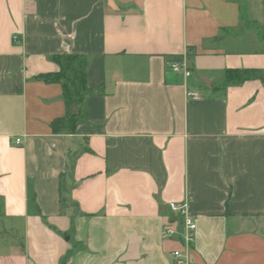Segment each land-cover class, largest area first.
Here are the masks:
<instances>
[{"label":"crops","instance_id":"1","mask_svg":"<svg viewBox=\"0 0 264 264\" xmlns=\"http://www.w3.org/2000/svg\"><path fill=\"white\" fill-rule=\"evenodd\" d=\"M262 35L264 0H0V264H170L171 202L192 264H264V79L224 78ZM61 53L97 89L72 133Z\"/></svg>","mask_w":264,"mask_h":264},{"label":"trees","instance_id":"2","mask_svg":"<svg viewBox=\"0 0 264 264\" xmlns=\"http://www.w3.org/2000/svg\"><path fill=\"white\" fill-rule=\"evenodd\" d=\"M261 37L264 41V35ZM176 57L178 56L169 58ZM49 58L58 65V70L37 75L36 78L45 83H58L61 86V99L65 106V114L54 118L50 127L53 132L72 133L80 122L86 120V96L97 90L86 83L88 59L76 53L53 54ZM224 78L226 83L239 84L249 79H264V74L262 70L255 68H227L224 71ZM175 219L181 223L179 215H176Z\"/></svg>","mask_w":264,"mask_h":264},{"label":"built area","instance_id":"3","mask_svg":"<svg viewBox=\"0 0 264 264\" xmlns=\"http://www.w3.org/2000/svg\"><path fill=\"white\" fill-rule=\"evenodd\" d=\"M166 66L168 69L181 72L183 76L190 75L188 61L185 56H178L176 58L167 59ZM187 95L191 98H197V93L194 91H187ZM20 138H15V143H19ZM170 209L178 214L181 218V224L183 228L181 230H175L166 228L164 234L166 236H175L179 238L181 245L178 248H174L170 251V264H192L190 260L191 244L194 239V230L196 228L195 220L186 212L185 203L177 204L171 202L169 204Z\"/></svg>","mask_w":264,"mask_h":264},{"label":"water","instance_id":"4","mask_svg":"<svg viewBox=\"0 0 264 264\" xmlns=\"http://www.w3.org/2000/svg\"><path fill=\"white\" fill-rule=\"evenodd\" d=\"M207 84H209V81L208 80H205Z\"/></svg>","mask_w":264,"mask_h":264}]
</instances>
